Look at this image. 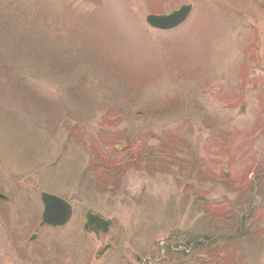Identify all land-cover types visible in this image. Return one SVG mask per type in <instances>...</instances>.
Returning <instances> with one entry per match:
<instances>
[{"label": "rangeland", "instance_id": "374dc122", "mask_svg": "<svg viewBox=\"0 0 264 264\" xmlns=\"http://www.w3.org/2000/svg\"><path fill=\"white\" fill-rule=\"evenodd\" d=\"M42 192L71 205L62 230L38 228ZM1 194L13 264H82L85 242L135 264L163 239L168 264H264V0H0Z\"/></svg>", "mask_w": 264, "mask_h": 264}, {"label": "water", "instance_id": "95a60500", "mask_svg": "<svg viewBox=\"0 0 264 264\" xmlns=\"http://www.w3.org/2000/svg\"><path fill=\"white\" fill-rule=\"evenodd\" d=\"M190 10L191 6L186 5L180 7L178 10L173 11L169 15L149 16L146 20L154 27L160 29H170L184 21ZM0 198L6 199L3 195H0ZM40 200L43 205L41 224L46 223L52 226H61L67 222L71 215V206L65 200H63L61 197L46 192L41 193ZM85 219L86 221L84 223V229L87 232H93L96 235L99 234V231L105 233L110 225V220H105L101 218L98 213H91L90 211L86 212ZM107 247L108 246H105L101 250L97 251L96 258H98Z\"/></svg>", "mask_w": 264, "mask_h": 264}, {"label": "flooded vegetation", "instance_id": "af4514ba", "mask_svg": "<svg viewBox=\"0 0 264 264\" xmlns=\"http://www.w3.org/2000/svg\"><path fill=\"white\" fill-rule=\"evenodd\" d=\"M72 215L70 217V219L68 220V222L62 226H49V225H46V224H41V216H40V220L38 222V228L39 229H43V228H49L51 230H54V231H59V230H62L72 219ZM83 226V225H82ZM83 229V227H82ZM110 230V229H109ZM84 231V230H83ZM84 233L86 235H93L94 238L97 240V241H100L101 238L103 239V237H106V235H108L107 233L105 234H98V235H95V234H90V233H87L84 231ZM38 236V231L37 232H33L31 235H30V238L29 240L32 241L34 240L36 237ZM103 236V237H102ZM82 239V236L80 238V240ZM192 239H195V238H192ZM169 240L168 239H163L162 241V244L158 243L157 245H160V248H161V253H160V256L158 258H152V255L151 254H148L142 258H139V256H136L135 257V264H168V255L169 254H172V252H174V254L177 253L178 249L177 248H174V246L171 244L169 245ZM199 242V241H196V240H193L191 242H186V243H182V244H178V246L176 247H181L180 245H182V249L183 251H186L187 248H189V246L191 247V243L194 244L196 246V243ZM86 242L83 243V248L81 249V256H84L85 257V261L83 259V262H81L82 264H89L88 261H87V251L85 250L86 249ZM199 246V245H198ZM110 248V247H109ZM108 250V249H107ZM12 252V253H11ZM24 250H22V253H18L17 250H8L7 252H1L0 251V264H13L15 263L20 257H22L24 254H23ZM40 256L42 257L41 255V251L40 249L38 250ZM65 259L66 260H72L70 258V255L69 254H65ZM94 258H95V254H94ZM96 259V258H95ZM46 264V263H44Z\"/></svg>", "mask_w": 264, "mask_h": 264}, {"label": "trees", "instance_id": "16d2710c", "mask_svg": "<svg viewBox=\"0 0 264 264\" xmlns=\"http://www.w3.org/2000/svg\"><path fill=\"white\" fill-rule=\"evenodd\" d=\"M121 150V149H120ZM127 159V158H126ZM126 159L124 158V160L123 161H126ZM124 162H118L117 164H119V165H122ZM127 163V162H126Z\"/></svg>", "mask_w": 264, "mask_h": 264}]
</instances>
